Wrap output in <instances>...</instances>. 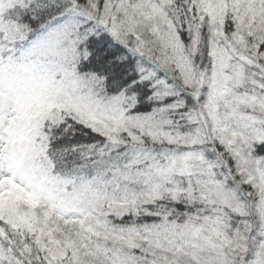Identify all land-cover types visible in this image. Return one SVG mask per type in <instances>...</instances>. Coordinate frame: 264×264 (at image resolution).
Instances as JSON below:
<instances>
[{
	"label": "snow or ice",
	"instance_id": "snow-or-ice-1",
	"mask_svg": "<svg viewBox=\"0 0 264 264\" xmlns=\"http://www.w3.org/2000/svg\"><path fill=\"white\" fill-rule=\"evenodd\" d=\"M0 264H264V0H0Z\"/></svg>",
	"mask_w": 264,
	"mask_h": 264
}]
</instances>
